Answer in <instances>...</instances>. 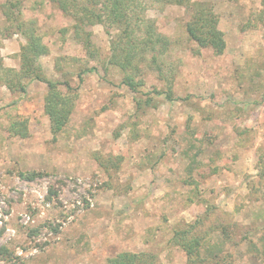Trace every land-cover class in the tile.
<instances>
[{
    "label": "rangeland",
    "instance_id": "rangeland-1",
    "mask_svg": "<svg viewBox=\"0 0 264 264\" xmlns=\"http://www.w3.org/2000/svg\"><path fill=\"white\" fill-rule=\"evenodd\" d=\"M6 1L0 57L19 69L26 40L13 34ZM65 1L69 12L52 0L22 3L23 20L46 46L45 74L75 90L56 140L47 84L34 80L21 93L0 81V264H109L125 251L188 264L173 239L199 216V235L212 227L215 240L224 229L232 238L222 257L201 264H264V0H194L219 15L222 54L190 39L185 7L139 0L136 10L172 40L167 68L177 72V99L152 94L157 106L144 112L137 96L166 89V81L147 70L139 94L122 84L124 72L110 63L117 28L85 20L78 37L75 8L84 16L92 3ZM91 67L81 81L78 73ZM18 121L27 137L13 128Z\"/></svg>",
    "mask_w": 264,
    "mask_h": 264
},
{
    "label": "trees",
    "instance_id": "trees-1",
    "mask_svg": "<svg viewBox=\"0 0 264 264\" xmlns=\"http://www.w3.org/2000/svg\"><path fill=\"white\" fill-rule=\"evenodd\" d=\"M59 2L62 10L68 11V3L65 0H52ZM92 3V8H84L85 15L81 10L78 12L77 36L83 27V21L88 20L91 24L104 23L105 19L110 27L117 28L116 38H112V54L110 63L119 67L123 72L122 84L129 87L134 93L139 94L141 88L146 85L144 79L145 71L157 72L163 81H166V89L153 88L146 92V99L137 96V109L144 112L148 107H156L157 102L152 94L162 96L168 101H175L177 98L173 91V80L177 72L173 65L167 68V53L173 44L172 40L158 31L154 20H150L136 10L139 0H88ZM167 4H176L185 7L191 12V17L186 24V30L191 40L195 41L200 48H210L216 54H222L226 50L227 43L224 33L219 27V15L212 5L204 1L194 0H160ZM23 0H8L2 4L6 20L16 21L14 33L21 34L26 43L21 47L20 68H8L4 65L0 57V81L12 90L21 93L26 92V85L34 80L44 82L48 86V94L45 101V112L51 119L53 140L57 139V134L61 132L69 123V116L72 111L74 88L68 81L64 83L55 82L45 74L40 57L46 53V46L43 38L35 28L27 26L28 23L22 18ZM102 5L103 8H98ZM140 7V6H139ZM98 8L100 12L96 13ZM76 12V15H77ZM33 22V21H31ZM84 45L90 54L92 50V40L86 35ZM168 69L169 75H165ZM96 67L85 68L78 73L80 80L88 72L96 71ZM187 127H190L188 123ZM13 128L17 134L27 137L28 128L26 122H14ZM191 128V127H190ZM192 129V128H191ZM190 129V130H191ZM194 133V132H193ZM25 179H33L34 172H21ZM206 214V213H205ZM209 216V215H208ZM203 218L199 216L187 229L179 230L175 233L174 243L181 246L189 257L188 264H201V261L208 257L218 260L225 253V246L232 243L228 231L223 230V236H213L216 231L211 227L199 235L198 231L203 226ZM225 228V227H224ZM226 235V237H224ZM264 241V236L262 237ZM153 255L148 253L120 252L109 258V264H154Z\"/></svg>",
    "mask_w": 264,
    "mask_h": 264
}]
</instances>
